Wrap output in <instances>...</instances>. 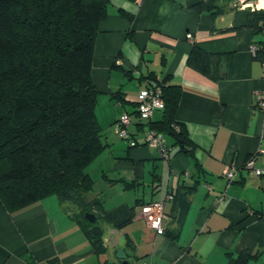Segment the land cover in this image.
I'll list each match as a JSON object with an SVG mask.
<instances>
[{"label":"crops","instance_id":"1","mask_svg":"<svg viewBox=\"0 0 264 264\" xmlns=\"http://www.w3.org/2000/svg\"><path fill=\"white\" fill-rule=\"evenodd\" d=\"M239 1L109 0L92 66L106 147L87 169L94 180L87 196L101 204L93 213L103 247L75 206L50 196L17 211L0 207V264H120L118 249L130 264H235L242 253L253 255L246 264H264V175L245 168L251 157L264 166V110L257 107L264 31L249 26L253 10ZM202 2L215 7L193 9ZM195 46L224 57L222 79L189 64ZM150 75L181 87L176 119L194 143L192 155L173 135H165L168 158L146 144L150 126L135 112L141 91L157 82ZM124 113L132 115L127 141L115 129ZM231 164L239 171L228 184L223 171ZM180 193L190 203L181 226ZM154 201L166 202L163 234L141 214L142 205Z\"/></svg>","mask_w":264,"mask_h":264},{"label":"trees","instance_id":"2","mask_svg":"<svg viewBox=\"0 0 264 264\" xmlns=\"http://www.w3.org/2000/svg\"><path fill=\"white\" fill-rule=\"evenodd\" d=\"M108 4L109 0H0V207L17 211L56 196L79 209L77 216L98 249L102 238L91 232L84 215L101 205L87 196L94 187L87 169L106 147L96 114L99 90L92 66L95 38ZM214 7L202 2L193 9ZM249 26L264 31V10L250 12ZM223 58L195 46L188 61L219 80ZM149 78L157 81L149 86L162 89L163 118L141 120L138 101L136 116L151 131L173 135L192 155L194 143L176 119L181 87L168 85L169 78ZM251 257L242 253L235 264H246Z\"/></svg>","mask_w":264,"mask_h":264},{"label":"built area","instance_id":"3","mask_svg":"<svg viewBox=\"0 0 264 264\" xmlns=\"http://www.w3.org/2000/svg\"><path fill=\"white\" fill-rule=\"evenodd\" d=\"M239 4L241 7H249L253 11L264 10V0H252L245 1L240 0ZM189 38H192V35H189ZM253 52L257 51V48L254 46L252 48ZM257 107L264 110V91L258 94ZM165 108V102L162 97L161 87L149 86L143 89L138 97V113L141 120L151 119L155 111H162ZM132 122V117L128 113H124L115 124L116 133L123 139L129 140L131 134L128 131V127ZM146 144L149 147L156 148L160 156L163 158L169 157L170 148L166 143L165 135L161 132L150 131L146 135ZM138 143L136 141H131L132 146H136ZM261 152H264L261 149ZM245 168L253 175L262 176L264 175V166L257 167L254 157L248 159L245 164ZM238 168L234 165H228L223 171V176L226 178L228 184L233 183L238 174ZM225 195H223L224 197ZM222 197V198H223ZM168 200L174 199V195H169ZM165 201H154L142 205L141 214L146 220L148 225L154 229L157 233L163 234L165 232L164 223L167 219L165 212ZM41 264H61L59 261H47Z\"/></svg>","mask_w":264,"mask_h":264},{"label":"water","instance_id":"4","mask_svg":"<svg viewBox=\"0 0 264 264\" xmlns=\"http://www.w3.org/2000/svg\"><path fill=\"white\" fill-rule=\"evenodd\" d=\"M178 204H179V214H178L177 221H178V225L181 226L182 223H183V220H184V218L186 216V213L188 212V209L190 207V203L187 200V198H186L184 193H180L179 194ZM84 217L89 223L92 224V227H91L92 233H94L98 237H102L103 236V231L100 228V226L97 224V216H96V214L92 213V212H87L84 215ZM117 258L120 260V264H130L128 256L121 249H118V251H117Z\"/></svg>","mask_w":264,"mask_h":264},{"label":"rangeland","instance_id":"5","mask_svg":"<svg viewBox=\"0 0 264 264\" xmlns=\"http://www.w3.org/2000/svg\"><path fill=\"white\" fill-rule=\"evenodd\" d=\"M98 114H99V112H98ZM104 131L106 132V134H110V132L109 131H107V130H105L104 129ZM103 131V132H104ZM114 131H115V129H114ZM119 136V135H118ZM120 137V136H119ZM120 139H121V137H120ZM126 140V139H125ZM127 141V140H126ZM69 206H70V208L72 207V208H74V205L73 204H69ZM77 209V208H76ZM78 210V212H79V209H77Z\"/></svg>","mask_w":264,"mask_h":264}]
</instances>
